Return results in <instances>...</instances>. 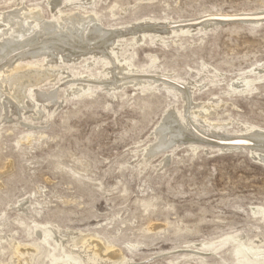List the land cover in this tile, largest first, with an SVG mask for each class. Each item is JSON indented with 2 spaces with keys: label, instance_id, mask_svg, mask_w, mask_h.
<instances>
[{
  "label": "rangeland",
  "instance_id": "374dc122",
  "mask_svg": "<svg viewBox=\"0 0 264 264\" xmlns=\"http://www.w3.org/2000/svg\"><path fill=\"white\" fill-rule=\"evenodd\" d=\"M56 1L0 0V15L20 11L18 20L26 15L29 29L36 22L29 13L51 22L59 10L57 32L78 19L86 30L77 34L87 36L81 43H41L37 28L30 32L32 43L0 60V70L18 72L57 65L55 75L37 85L55 95L43 101L40 113L9 95L2 98L0 263H10L18 242L37 247L29 264H70V244L38 235V224L76 232L77 246L100 240L103 253L120 251L115 264H244L237 244L221 239L243 231L246 246L264 248V220L252 213L264 206V159L247 145L221 148L224 141L203 135L199 124L227 136L241 135L245 127L264 129V18L240 20L264 17V0ZM92 26L101 30L99 38H91ZM187 26L195 29L167 32ZM141 32L149 35L133 44ZM117 40L119 57L150 71L132 74L137 80L188 86V98L127 82L116 68L103 78L98 60L87 66L92 53ZM86 41L90 45L82 47ZM87 75L91 92L68 93ZM239 78L251 82L248 91L236 89ZM119 83L125 84L109 88ZM165 118H177L186 130L173 137L171 147L146 158ZM204 242L210 244L200 246Z\"/></svg>",
  "mask_w": 264,
  "mask_h": 264
},
{
  "label": "bare ground",
  "instance_id": "6f19581e",
  "mask_svg": "<svg viewBox=\"0 0 264 264\" xmlns=\"http://www.w3.org/2000/svg\"><path fill=\"white\" fill-rule=\"evenodd\" d=\"M68 3L71 4V6L72 5L73 6L79 5V3L76 1L75 2L69 1ZM66 4L67 3H63V5H65V6H66ZM19 12H17V13L11 12L8 15H6V17H3L0 15V39H2V43H0V60L4 56H6L9 52H11V51L13 52L15 49H18L19 47L24 48L23 46L26 47V45H28L29 43H32V41L34 39H33V35H30V34L36 33L37 28H39V31H40V34H39V31L37 34L39 35L40 39H43L41 43L48 42L49 44H53V42H55V41L59 42V43H62L65 41H69L72 43H76V42L78 43V42H80L82 37H85V38L87 37L86 34H84L86 27L84 26V23L78 19H70L69 18L70 20H68L69 22H67V23H69L70 25L65 28L66 29L65 32H62V31L57 32L56 26L58 24L55 26L54 20H57V21L59 20L56 17V13L58 14L59 10L53 14L54 19L51 22H47V21L41 22L42 19L39 16L40 14L36 11L29 13V15L32 14V16L30 15L32 18L33 17L36 18V22L34 23V26L31 29H29L27 26V25H30V23L28 24V22L26 21V19H27L26 15H24L21 18V20L23 19L22 21L18 20V18H19L18 13ZM94 16L96 17V15H94ZM262 18H264V17L256 16L255 18H244V19H240V20H252L255 22L256 20L262 19ZM97 20L99 21L98 18H97ZM63 22H65V21H63ZM207 22H212V21L208 20ZM205 24L206 23H204V25ZM60 25H58V26H60ZM204 28H207V27H204ZM81 29H82V31L84 30V33H83V35L81 34L79 36L77 34V32ZM175 29L181 30V31H186V32H191L195 29V27H191V26L179 27V28L171 29L169 31L167 30V32L172 33V32H174ZM32 30H33V32H32ZM114 31L115 30H113V32ZM88 32L90 33L91 38H99L101 36V33H102L101 30L96 26L90 27ZM148 35L149 34H142V32H141L140 37L134 38L133 44H135V42L137 43V42L142 41ZM154 36L157 37L158 39L161 38L160 35H154ZM102 39H103V37H102ZM102 39L100 40L99 44L96 43L97 47L103 45L104 41H102ZM37 40H38V37H37ZM84 43L85 44H83L82 47H87L90 45V42H88V41H86ZM117 43H118V40L115 41L113 44H111V46L109 48L107 47L108 48L107 50L102 51L101 54L92 53L90 56H91V59L93 61H91V62L86 61L87 66L94 65V63L98 60L99 62H101L103 64V67H104L105 76H103V78L104 77L107 78L109 76H112L110 72H112L111 71L112 69L116 68L117 73L119 75H122V76L124 75V77H125L124 79H127L126 80L127 82L131 81V82H135V84H136L138 81H140L141 84L143 83L142 85H145V84L150 85L149 87L153 88L154 90L158 89L159 87H163L167 93L170 91H173L176 94L180 93V95L182 93V95L185 99L188 98L189 90L191 89L188 86L184 85V87H181V86L175 84L173 81L169 82L166 80H163L161 83H158L157 80H151L149 78H144V79L139 78L140 80H137L134 77V75H135L134 73H137L138 71L150 73V71H148L146 67L144 69L138 70L133 65H131V63L129 61H127L125 58L119 57V55L116 52V47H118ZM29 47H31V46H29ZM81 49H83V48H81ZM37 50H40V49L37 48ZM74 50H75V48H74ZM22 51H23V49H22ZM39 52H41V51H39ZM38 54L39 53H37V55ZM22 60H24V59H22ZM30 60H35V58H30ZM63 60H64V57H63ZM6 64H8V63H6ZM55 64L56 63H45L44 67H42V68L37 67L35 65H30V66H27V68L21 72H18V70L14 71L13 68H11L9 70L1 69L0 70V98H1L0 99V116H3L5 113V106L2 103L3 102L2 98H3V95H5V94L12 97L19 105H23V104L32 105L35 108V112H37V113H40V110L42 107L41 105L43 104V101H47V100L52 101L53 99H55L54 91H50L49 93H43V92H40L39 89L37 88L38 84L42 83L46 78H48L49 76L54 74V70L57 67V65H55ZM260 67L264 69V62H262L260 64ZM132 74H134V75H132ZM162 76H164V75H162ZM88 77L91 78L90 75L89 76L87 75L86 78L82 79L83 82L80 84L79 87H75V88L73 87V89L71 91H69L68 93L72 94L74 92L76 95H81V93L82 94L86 93V91L89 90V88H87V86H88L87 84L92 82V80H91L92 78L89 79ZM98 79H99V77H98ZM130 79H132V80H130ZM244 80L245 79L242 80L241 78L238 79L239 85L236 87V89H238L240 91H246V90L248 91V89H250L251 82H249V81L244 82ZM123 84H125V83L113 84L109 88L114 89V88H118L120 86L122 87ZM32 88H34L33 89L34 90L33 95L30 93V90ZM231 88L234 89L233 87H231ZM89 91L91 92V90H89ZM204 107H206V106H204ZM204 107L202 108V110L203 109L207 110ZM44 109L45 108H43V110ZM200 109H201V107H200ZM44 111H46V110H44ZM203 112H205V111H203ZM193 116H194V114H193ZM195 117H193V119ZM174 123H176V125H174ZM185 123H186L185 125L187 126L188 125L187 122H185ZM199 125H200L199 127H201V130H199V129L198 130L203 135H205L206 137L217 139L220 142L224 141L223 143L221 142V144H222L221 148H224V147H226V148H228V147H242V146L247 145V147H249L251 154L253 156H255V158L257 157L260 159H264V129L258 128L259 130H252L253 128H250V127L246 128L245 127L243 129V132L241 135L237 134L234 136L233 135L227 136V135H225L226 133L220 132L217 128H211L213 130H210V128L208 126H206L205 124L203 126L201 124H199ZM183 127L184 126L181 124V122H178L177 118H176V120L175 119L170 120L167 118L163 119L161 122V125L156 130V134L158 136L157 141L155 144H153L152 146H150V148H148L146 150L145 157L148 158L149 156H151V155H153V154H155V153H157V152H159L165 148H168L169 146L171 147L172 145H170V144L172 142L173 137H175V136L177 137L178 135L182 134L186 130V128H183ZM218 128H219V126H218ZM167 134H168V136H167ZM197 136L199 138H202L201 135L200 136L197 135ZM24 206H25V204H23V206H21V207H24ZM22 210L25 211L24 208H22ZM252 213L253 214H260L259 218L264 220V206H257V207L254 206V208H252ZM33 230H35V232L38 235H40V232H45L48 235H50L52 238H54L55 240H61V244L65 241L68 242L70 244V247H72L73 251H74L72 256H65L66 257L65 261H67V263H70V264H115L116 260L121 258L120 251H118L116 249L110 250L107 253H103V252H105V246H103L104 244L102 245L100 240L98 241V240L87 239L80 246H77L75 243V240H74L75 235L77 233L73 232L71 230H68V229H62V228H59V227L54 226V225L53 226H47V225L36 224ZM3 237H5V236H3ZM245 237H246L245 233L243 231H240V232H237L235 234H230V235L223 237L221 239V241L224 242V241L230 240V241L236 243L237 247H238V251H239L237 253L238 257L245 261L244 264H264V248L260 249L256 245V243H253V242L249 246H246L243 242ZM14 244H15L14 257L11 259V261L9 260L10 263H6V264H29L31 262V257L34 255L35 251L37 250V247L33 244H30L28 246H24L22 244H19L18 242H14ZM209 244L210 243H208V242H204V243H201L200 246H207ZM76 254H80V256H82L84 258L85 262H81L80 259L77 257L75 258V256H77ZM0 264H2V263H0ZM3 264H5V263H3Z\"/></svg>",
  "mask_w": 264,
  "mask_h": 264
}]
</instances>
